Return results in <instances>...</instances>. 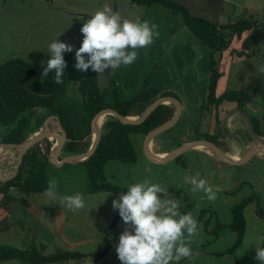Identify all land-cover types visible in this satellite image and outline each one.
<instances>
[{
  "label": "rangeland",
  "instance_id": "1",
  "mask_svg": "<svg viewBox=\"0 0 264 264\" xmlns=\"http://www.w3.org/2000/svg\"><path fill=\"white\" fill-rule=\"evenodd\" d=\"M173 1L185 5L191 15L213 22L228 23L248 17L260 23L241 38L235 37L223 53L215 54L221 76L225 73L223 81L219 82L218 92L226 86H251L255 78L264 77L257 71L264 66V0ZM106 5L113 7L125 19L148 20L157 24L159 36L149 47L136 50L138 59L130 66L107 69L103 74L91 69L87 72L77 71L75 51L83 40L80 29L91 14ZM249 34L254 38L241 52L244 39ZM56 39L73 46L71 53H64L67 64L64 76L68 86L60 94L61 98L57 99L64 104L68 114L70 109L76 107L78 110L75 113H82L84 95L78 89L79 85L87 76L95 75L99 88L105 92V102L111 106L116 107L118 102L127 104L149 89L173 92L186 98L188 107L182 123L155 139L152 145L155 152L168 153L179 142L196 134L198 124L195 122L200 119L199 111L205 112L207 109L200 108L199 103L194 105L193 100L204 103L208 98L212 50L188 26L181 10L162 3L140 5L132 0H0V66L13 58L24 59L34 65L36 79L44 81L43 70L50 59L48 45ZM42 62H45L43 66ZM253 103L261 107L259 111L264 115V92L263 97L254 95ZM127 107L132 114L141 115L144 112L143 106L128 104ZM40 112L38 109L29 112L31 134L50 113ZM64 115L70 119L67 114ZM260 119L263 117L260 116ZM143 138V134H130L138 153L135 163L109 160L104 166V176L111 184L124 188L148 180L160 184L168 190L169 195L179 199V211L191 213L199 225L198 233L192 237L190 244L193 256L182 259L180 264H259L255 259V249L264 247V161L233 168L237 172L232 175V188L223 190L221 187L226 181L214 175L215 166H210L206 154L196 160V156L193 157L195 151L189 150L181 162L176 159L166 165L154 166L144 157ZM40 149L45 151V145ZM71 151L74 154L78 152ZM63 152L67 153V150ZM18 158L17 149L3 150L0 165L5 166L6 175L13 173ZM245 159L243 157L242 161ZM204 164H207L206 170ZM44 171L47 183L52 178L58 182L56 199H49L44 192H22L12 187L0 206V245L10 244L28 249L44 244L45 248H41L44 255L67 249L88 254L83 259L44 264H121L115 248L127 226L118 210L112 207V201L121 192H90L89 166L84 161L64 165L49 162ZM196 173L206 178L213 187L217 197L215 201H209L202 191L191 190L190 178ZM76 193L83 194L85 208L74 213L60 198ZM236 208L240 209L239 215L234 212ZM234 221H244V234L236 249L227 253L238 241ZM107 238L111 240L112 248L107 254L94 255L107 247ZM16 262L21 263L20 260H13L0 264Z\"/></svg>",
  "mask_w": 264,
  "mask_h": 264
},
{
  "label": "trees",
  "instance_id": "2",
  "mask_svg": "<svg viewBox=\"0 0 264 264\" xmlns=\"http://www.w3.org/2000/svg\"><path fill=\"white\" fill-rule=\"evenodd\" d=\"M140 5H152L154 3H162L165 6L172 7L176 10H181L185 16V21L188 26L208 45L212 50V60L210 68L212 70L208 88L215 91L222 73L218 70L216 53H223L233 41L235 37H242L244 33L252 30L260 25L258 20H251L248 17H243L228 23H217L203 17L193 16L189 13L187 7L173 0H132ZM254 38V35L249 34L244 39V47L241 52H244L248 42ZM239 54H241L239 52ZM66 58V57H64ZM55 73H49L44 81L36 79V70L32 63L24 61L21 58H13L0 66V129L2 131L1 141L4 143H22L32 133L30 131L29 112L33 108L42 107L43 109L51 110L52 113L60 117L62 126L68 133L76 138H86L91 131V121L94 115L105 106H111L105 102V92H103L97 83L95 75H89L79 86V90L83 93L82 113L77 112V107L65 110L64 104L58 102L61 98V93L67 89V80L63 75L62 84H56L54 81ZM244 99H249L251 92H264V77L255 78L251 86H246L243 89ZM162 92V91H161ZM156 89H149L146 93L141 94L130 100L129 103H117V108L121 109L125 115H136L129 111L130 106H143L145 110L157 96L161 93ZM227 96L228 99L233 98L230 94L223 95L219 101ZM171 104L160 105L151 115L150 119L141 126L123 124L114 115L106 116L102 125V139L95 153L85 161L89 166V175L91 178L90 192L111 191L115 193L126 192L124 187L116 186L107 181L104 176V166L109 160H120L123 162L135 163L138 158V153L130 139L131 133L147 134L153 128L166 122L173 114ZM172 107V106H171ZM67 114L69 118L66 119ZM30 133V134H29ZM91 137H88L86 142L89 143ZM45 145V151L40 149V146ZM52 146V141L45 139L44 141L34 145L25 155L23 162L20 165L18 174L11 180L4 183L0 182V206L2 205L5 196L12 187H17L22 192H45L48 187L45 176L44 167L49 163V151ZM77 150L76 153H83L86 150L78 149L67 140L63 151L74 153L71 151ZM75 153V154H76ZM28 173V174H27ZM25 174H27L25 176ZM104 176V179H101ZM236 215L240 214V209H234ZM233 228L238 232V241L229 248L226 252L230 253L236 249L244 234V221H234ZM107 247L94 255L100 256L107 254L112 248V242L107 238ZM45 245H33L31 248L22 249L10 244L0 245V262L20 260L21 264H44L48 262H56L60 260H75L83 259L88 256L87 253L74 250H64L53 255H44L41 252Z\"/></svg>",
  "mask_w": 264,
  "mask_h": 264
},
{
  "label": "clouds",
  "instance_id": "3",
  "mask_svg": "<svg viewBox=\"0 0 264 264\" xmlns=\"http://www.w3.org/2000/svg\"><path fill=\"white\" fill-rule=\"evenodd\" d=\"M80 31L83 40L75 51V68L80 72L91 69L97 74L121 65H132L138 59L136 50L149 47L159 36L157 24L125 19L107 5L91 14ZM72 51L71 44L58 39L51 41L48 45L50 59L46 61L42 77L54 72L55 83L62 84L67 68L64 53ZM257 71L264 74V66ZM190 183L193 192L202 191L209 201L216 200L215 190L199 173L190 178ZM57 187L56 179H50L44 195L56 199ZM126 189L112 201L113 209L118 210L127 226L115 248L121 264H180L182 259L192 257L190 244L199 225L191 213L179 211V199L169 195L160 184L148 180L126 185ZM60 199L74 213L85 208L81 193L64 195ZM255 250V259L264 264V247Z\"/></svg>",
  "mask_w": 264,
  "mask_h": 264
},
{
  "label": "flooded vegetation",
  "instance_id": "4",
  "mask_svg": "<svg viewBox=\"0 0 264 264\" xmlns=\"http://www.w3.org/2000/svg\"><path fill=\"white\" fill-rule=\"evenodd\" d=\"M244 87L239 88L226 86L220 92L217 91V88L214 92L209 90L207 96L208 98L204 103L201 100L194 99V105L199 103L200 108H206L207 110H205V112L199 111L200 119H197V121L195 122L196 125L198 124V130L196 134L191 138L179 142L177 147H179L183 142L189 141L191 139H207L208 141L218 145L221 149H223L231 156V159L234 160H238L239 156L238 158H236L237 154L245 156V154L247 153L256 151V148L259 151L264 150V115H262V113L259 111L261 107H258L253 103V96L260 95L263 97V93L251 92V97L249 99H244ZM161 93L165 95L177 96L183 102L184 105L181 118L171 129L173 130L178 126V124L180 125L182 123V119L186 115L188 103H186V98H183L179 94L173 92L167 93V91H162ZM225 94H230L233 98L228 99L227 96H225L223 100L219 101V98H221ZM169 104H171L172 106H170V108H172L173 110V116L177 110V107L172 102ZM260 116H262L263 119H260ZM248 118L252 122L253 129L256 134L255 138H253L250 133V124ZM177 147L173 148V150ZM195 148L190 149V151H195L193 152V157L196 156L195 159L197 160L201 159V157L203 158V155L206 154L205 157L210 162V166H215L214 175H218L221 180L226 181V183H224V186H222L221 189L228 190L232 188V184L234 182L232 175L237 172V170H234L233 168L237 167L238 165L223 161L219 158L218 155L214 153V151L210 147L206 146L203 149H197L198 147ZM190 151L179 156L177 158V161L181 162L183 156L188 154ZM260 153L261 152L257 154ZM254 158L256 157L254 156L253 159ZM183 162L185 163V161ZM206 168L207 164H204V170H206ZM228 170L230 171L228 172Z\"/></svg>",
  "mask_w": 264,
  "mask_h": 264
},
{
  "label": "water",
  "instance_id": "5",
  "mask_svg": "<svg viewBox=\"0 0 264 264\" xmlns=\"http://www.w3.org/2000/svg\"><path fill=\"white\" fill-rule=\"evenodd\" d=\"M168 102H172L176 105L177 110L174 113V115L168 119L166 122L162 123L161 125L153 128L150 130L143 142V154L146 160L151 163L154 166L158 165H166L168 162L175 161L179 156L183 155L187 151H189L192 148H195L197 145H206L207 147L212 148L214 153L219 156L220 159L223 161H227L232 164H236L238 166H245V165H251L255 162L264 161V150L259 151L256 148V151L250 152L245 154L244 157L246 159L244 161L242 160H234L231 159V156L225 152L223 149H221L218 145L214 144L213 142L208 141L207 139H195V140H189L183 142L179 147L176 149L168 152V153H162L157 154L152 151V145L153 141L162 135L165 132H168L171 130L176 123L181 118V115L183 113L184 105L183 102L174 95H165L163 93H158L156 98L147 106V108L144 110V112L138 116V119H132V117L125 115L123 111L115 106H105L104 108L100 109L92 118L91 121V131L90 134L83 139L76 138L75 136L68 133L63 127L60 131L50 132L46 131L43 128L40 129L38 132L27 138L25 141L19 144L15 143H5L6 145L10 147H19V159L17 163L15 164V169L12 174L6 175L4 172L6 170L5 166L0 165V182L4 183L8 180L13 179L19 171L20 165L26 155V153L37 143H39L42 140L48 139L51 136H62L64 139L69 140V142L72 143L73 146H75L78 149L86 150L83 153L75 154L66 157L60 164L63 165L66 162L70 161H84L88 159L94 152L96 151L101 139H102V122L107 114H113L115 115L120 122L123 124H130L134 126H141L145 124L153 114V112L162 104H169ZM249 119V118H248ZM101 121V124L99 122ZM250 124V133L253 138L256 137L255 131L253 129V125L251 120L249 119ZM88 137H91L92 141L90 143H87L86 140ZM1 145V144H0ZM261 152L260 154H257ZM253 153V154H252ZM164 154V155H163ZM256 157L253 159V157Z\"/></svg>",
  "mask_w": 264,
  "mask_h": 264
},
{
  "label": "bare ground",
  "instance_id": "6",
  "mask_svg": "<svg viewBox=\"0 0 264 264\" xmlns=\"http://www.w3.org/2000/svg\"><path fill=\"white\" fill-rule=\"evenodd\" d=\"M168 103H170V102H168ZM40 109H42V107H40ZM111 114V113H110ZM107 115H109V114H107ZM106 115V116H107ZM113 115V114H112ZM106 116H105V118H106ZM115 116V115H114ZM128 116H130V117H132V119H138V116H136V115H128ZM116 117V116H115ZM105 118H104V120H103V122H102V124H101V121L99 122V124H101V126L103 125V123H104V121H105ZM117 118V117H116ZM118 119V118H117ZM119 120V119H118ZM62 124H61V121H60V117L57 115V114H51V115H49L45 120H44V123L41 125V127H40V129H44V130H46V131H50V132H55V131H60L61 129H62ZM64 128V127H63ZM39 129V130H40ZM65 129V128H64ZM38 130V131H39ZM66 130V129H65ZM38 131H36V132H38ZM36 132H34L33 134H35ZM32 134V135H33ZM31 135V136H32ZM30 137V136H29ZM28 137V138H29ZM93 139V138H92ZM48 140H50V141H53V140H56L54 143H52V146H51V149H50V151H49V162H54V163H56V164H60L66 157H68V156H71V155H75V154H70V155H65V156H63V157H61V154H62V152H63V148H64V146H65V144H66V142H67V139H64L62 136H59V135H56V136H51V137H49L48 138ZM25 141V140H24ZM42 141H44V140H42ZM42 141H40V142H42ZM39 142V143H40ZM1 145H0V155H1V153L3 152V150L5 149V148H12V149H17L18 151L20 150V148L19 147H10V146H8V145H6L4 142H2V143H0ZM16 144V143H15ZM19 144V143H18ZM38 144V143H37ZM196 147H202V148H205L206 147V145H197ZM152 151L153 152H155L153 149H152ZM95 153V152H94ZM155 153H157V154H160V153H158V152H155ZM76 154H80V153H76ZM93 155V154H92ZM91 155V156H92ZM164 155V154H163ZM90 156V157H91ZM238 156H239V158H238ZM60 157H61V159H60ZM89 157V158H90ZM244 156H242V155H239V154H237L236 155V158H238L239 160H242V158H243ZM88 158V159H89ZM19 159V158H18ZM87 160V159H86ZM86 160H84V162L86 161ZM18 161V160H17ZM23 162V161H22ZM70 162H81V161H70ZM17 163V162H16ZM15 163V164H16ZM66 163H68V162H66ZM66 163H64V164H66ZM15 164H14V169H15ZM63 164V165H64ZM61 165V164H60Z\"/></svg>",
  "mask_w": 264,
  "mask_h": 264
},
{
  "label": "crops",
  "instance_id": "7",
  "mask_svg": "<svg viewBox=\"0 0 264 264\" xmlns=\"http://www.w3.org/2000/svg\"><path fill=\"white\" fill-rule=\"evenodd\" d=\"M224 77H225V73H224L223 76L220 77L219 82H220V81L222 82ZM219 82H218L217 89H219ZM220 91H222V90H220ZM220 91H219V92H220ZM37 109H38V111H41V112H40L41 114L43 113V111H44V112H50L49 115L54 114V113H52L53 111H51V110H47V109H43V108L40 109V107L33 108L32 110H37ZM41 114L38 115V116H41ZM49 115H48V116H49ZM48 116H47V117H48ZM47 117H46V118H47ZM41 125H42V124H41ZM41 125H40L37 129H35L34 132L38 131L39 128L41 127ZM34 132H33V133H34ZM30 135H32V134H30ZM28 137H29V136H28ZM52 143H53V142H52ZM62 153H64V152H62ZM70 154H74V153H64V156H65V155H70ZM4 201H5V200H4ZM75 260H76V259H75ZM16 264H21V263H20V262H16Z\"/></svg>",
  "mask_w": 264,
  "mask_h": 264
}]
</instances>
